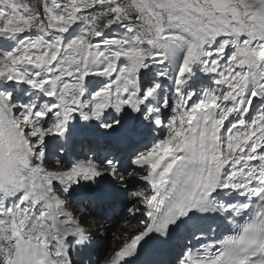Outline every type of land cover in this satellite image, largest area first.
<instances>
[{
    "label": "snow or ice",
    "instance_id": "snow-or-ice-1",
    "mask_svg": "<svg viewBox=\"0 0 264 264\" xmlns=\"http://www.w3.org/2000/svg\"><path fill=\"white\" fill-rule=\"evenodd\" d=\"M0 264H264V0H0Z\"/></svg>",
    "mask_w": 264,
    "mask_h": 264
},
{
    "label": "rangeland",
    "instance_id": "rangeland-1",
    "mask_svg": "<svg viewBox=\"0 0 264 264\" xmlns=\"http://www.w3.org/2000/svg\"><path fill=\"white\" fill-rule=\"evenodd\" d=\"M91 220V218H89ZM119 226V225H117ZM94 227V226H92ZM115 225H112L111 227H109L107 231L106 235V239H105V243H104V248L107 249L109 252H111L112 248L115 247L116 241L113 239L114 236H119L122 232L120 230H116L115 229Z\"/></svg>",
    "mask_w": 264,
    "mask_h": 264
},
{
    "label": "bare ground",
    "instance_id": "bare-ground-1",
    "mask_svg": "<svg viewBox=\"0 0 264 264\" xmlns=\"http://www.w3.org/2000/svg\"><path fill=\"white\" fill-rule=\"evenodd\" d=\"M86 224H87L88 226H91V224H89L88 222H86ZM96 224L99 225L100 228H103V227L101 226V225H102L101 222H97ZM108 227H109V225H107L106 227H104V229H106V228H108ZM115 229H116V230H120L122 233H125V232L131 233V232H132L129 228H127V227H122V226H117V227H115Z\"/></svg>",
    "mask_w": 264,
    "mask_h": 264
}]
</instances>
